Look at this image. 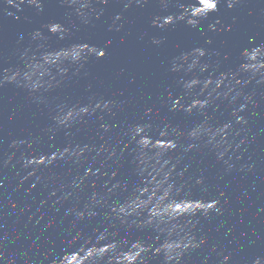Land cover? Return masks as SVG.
Here are the masks:
<instances>
[{"label": "water", "instance_id": "95a60500", "mask_svg": "<svg viewBox=\"0 0 264 264\" xmlns=\"http://www.w3.org/2000/svg\"><path fill=\"white\" fill-rule=\"evenodd\" d=\"M227 3L0 0V264H264V0Z\"/></svg>", "mask_w": 264, "mask_h": 264}, {"label": "clouds", "instance_id": "9594fccd", "mask_svg": "<svg viewBox=\"0 0 264 264\" xmlns=\"http://www.w3.org/2000/svg\"><path fill=\"white\" fill-rule=\"evenodd\" d=\"M12 0H9V3H11ZM21 2H23V0H21ZM219 0H195V4L191 5L192 8L195 9V11H189L188 8H184L183 11L181 12V14L177 17H175L176 20H183L185 17H188V19L186 20V23L190 26H196L198 23V18H202V17H206L208 14L215 12L217 10V4H218ZM235 2V0H228L227 3V7L231 8L233 6V3ZM30 3L36 4L37 0H30ZM84 4H81V7H84ZM174 22V17L172 15H168L165 17H157L156 19L153 20V24L154 25H158V26H163V25H168ZM48 31L50 33L53 34H59V37L62 39L63 35L66 33V29L62 28V26L59 23H55V25L53 23H50L48 25H46ZM57 28L59 30H57ZM210 29L215 28L214 25H209ZM40 32H35L34 33V37H40ZM154 44H159L160 41L154 39L152 41ZM94 49V51H93ZM194 54L197 56H203L204 50L197 48L193 50ZM83 53H87V54H95L98 58L102 57L104 55L103 50H97L95 46H89L88 44H78V45H73L69 50H64V51H60L55 53V55L53 54H49V55H45L43 57V61L44 63H49V62H55L56 60H59L61 58L67 59L70 58L72 61H78L81 59L82 54ZM242 55L249 61V63H245L241 65L242 69L247 70L248 68H251L252 70H258L261 68H264V63H257V58L258 57H264V47H256L249 50H244ZM183 59H186L187 57H182ZM195 65V61H193V65H190V67ZM247 66V67H246ZM175 67V66H174ZM203 70V68L201 69ZM223 77V76H221ZM9 79H14V77H11ZM199 81L196 79H192L191 81L185 82L184 87L185 88H191L192 86L196 85ZM239 82V81H237ZM217 87H219V84L216 85ZM207 104V101H201V100H193L192 104L190 105V107L188 109H186V111H191V108L193 107H197V105H199L200 108H204ZM173 107H175V103L173 105ZM88 109L87 108H81L80 112L81 113H85L87 112ZM73 115V113L70 111L67 113L66 116H64L63 118L58 120V123L63 124L67 119H69L71 116ZM239 119V118H238ZM225 128L228 127V125L224 126ZM144 129L142 127L137 126L135 128V132L137 134L141 133ZM222 131V129H221ZM164 134V132L162 133ZM190 135L194 136L196 135V132L193 131L190 133ZM143 140L140 139L138 141V143H140V141ZM171 148L175 147L174 143L172 141H169ZM65 151H67V149H65ZM51 159V158H50ZM33 163H45V157L41 156L38 160H33V159H29L26 161V166L33 164ZM207 205V207L203 208V212L207 213L209 210L214 209L216 206V202H210V203H204ZM194 212V210H193ZM174 247L170 246L169 249L166 251L168 253L166 259H171V251L173 249H177V248H181L182 245L181 243L177 242L174 243ZM189 245L185 244L183 245L184 248H187ZM192 247H195L196 245L192 244ZM80 251L82 252L83 249H80ZM103 251V250H102ZM145 251V249H141V252ZM156 252H159V250L157 249ZM76 253H71V254H65L62 259L60 260V264H74V261L77 258ZM137 255H140V253L138 252ZM225 259H227V257H225ZM254 264H261L260 260L257 259Z\"/></svg>", "mask_w": 264, "mask_h": 264}]
</instances>
